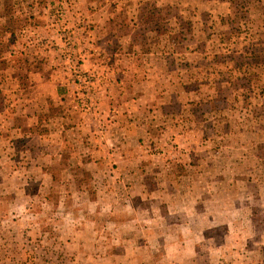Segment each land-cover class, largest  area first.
Here are the masks:
<instances>
[{"label": "rangeland", "instance_id": "rangeland-1", "mask_svg": "<svg viewBox=\"0 0 264 264\" xmlns=\"http://www.w3.org/2000/svg\"><path fill=\"white\" fill-rule=\"evenodd\" d=\"M0 264H264V0H0Z\"/></svg>", "mask_w": 264, "mask_h": 264}, {"label": "trees", "instance_id": "trees-1", "mask_svg": "<svg viewBox=\"0 0 264 264\" xmlns=\"http://www.w3.org/2000/svg\"><path fill=\"white\" fill-rule=\"evenodd\" d=\"M150 16H148V18H149ZM154 17V16H153Z\"/></svg>", "mask_w": 264, "mask_h": 264}]
</instances>
